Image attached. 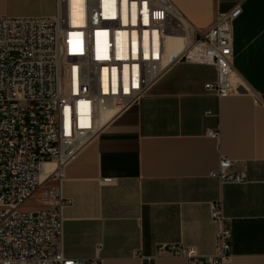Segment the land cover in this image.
I'll return each instance as SVG.
<instances>
[{
  "label": "crops",
  "instance_id": "crops-1",
  "mask_svg": "<svg viewBox=\"0 0 264 264\" xmlns=\"http://www.w3.org/2000/svg\"><path fill=\"white\" fill-rule=\"evenodd\" d=\"M171 1L199 32L218 11L241 5L232 29L233 65L260 101L207 91L205 84L216 79L212 65L172 64L62 167V192L69 200L63 254L142 264L161 244H181L213 255L219 226L210 208L221 201L232 232V256L223 264H264V0ZM55 3L0 0V16H51ZM222 157L232 160L231 172L245 171L248 181L210 176ZM156 264L189 263L164 254Z\"/></svg>",
  "mask_w": 264,
  "mask_h": 264
},
{
  "label": "built area",
  "instance_id": "built-area-1",
  "mask_svg": "<svg viewBox=\"0 0 264 264\" xmlns=\"http://www.w3.org/2000/svg\"><path fill=\"white\" fill-rule=\"evenodd\" d=\"M107 1L81 0L80 24L73 22L72 0H56L51 16H0V264H102L99 257L72 259L63 254L64 209L69 200L62 192V167L98 134L103 111L113 110L112 118L137 103L172 64L212 65L216 79L205 84L207 91L218 97L248 94L260 101L233 65L232 29L241 5L218 11L211 26L199 32L171 0ZM186 26L191 30L189 42L168 60L164 34H183ZM119 31L125 35L121 54L116 42ZM99 32L107 33L103 51L96 41ZM155 35L161 41L159 57L151 52ZM145 45L150 50L147 56ZM125 66L130 69L128 90ZM208 134L219 137L215 130ZM46 161H54L59 169L49 176L53 182L39 199L41 207L24 209L41 186ZM232 163L222 157L210 176L224 183L247 182L245 171H230ZM102 182L113 184L115 179ZM210 216L219 226L215 254L161 244L154 256L142 257V264H156L164 254L183 257L189 264L227 262L232 256V232L221 201L211 204Z\"/></svg>",
  "mask_w": 264,
  "mask_h": 264
},
{
  "label": "bare ground",
  "instance_id": "bare-ground-1",
  "mask_svg": "<svg viewBox=\"0 0 264 264\" xmlns=\"http://www.w3.org/2000/svg\"><path fill=\"white\" fill-rule=\"evenodd\" d=\"M108 3L111 2V0L107 1ZM73 8H72V17H73V22L75 24H80L81 21V0H72ZM123 16L124 18L126 17L125 15V8H123ZM187 27V26H186ZM188 29V30H187ZM187 32L183 34H178V33H173V34H164L163 39H164V44H165V55L168 57V60L173 58L175 55L179 54L182 52L186 44L190 40L191 36V30L190 28H186ZM106 35L107 33L105 32H99L97 33V45L99 47L100 51L104 50V43L106 42ZM133 41L134 44L136 43L135 36L133 35ZM116 42L118 46V53L121 54L123 48H125V35L122 31L117 32L116 35ZM161 42V41H160ZM159 39H156V35L154 37L153 41V48L152 54L154 56H158L160 54V48H159ZM145 43L147 44V36L145 35ZM135 46V45H134ZM136 47V46H135ZM133 48V55L136 53V48ZM145 56L148 55L149 46L145 45ZM129 67L125 66L123 70V76H124V87L126 90H128L129 85H130V71ZM103 81L106 83V71L103 70ZM113 86H115V72L113 73ZM132 83L136 86L137 85V67L133 66L132 67ZM113 110H105L103 111L101 115V120H100V126L104 125L112 116ZM59 169V165L56 164L54 161H46L43 164L42 171H41V185L42 183L47 180L50 176L51 173Z\"/></svg>",
  "mask_w": 264,
  "mask_h": 264
},
{
  "label": "rangeland",
  "instance_id": "rangeland-1",
  "mask_svg": "<svg viewBox=\"0 0 264 264\" xmlns=\"http://www.w3.org/2000/svg\"><path fill=\"white\" fill-rule=\"evenodd\" d=\"M55 12V9L52 10V14ZM53 182V178H49L47 182L37 190V192L34 194L33 199L27 201L24 205V209H37L41 206V202L39 201L40 197L43 195L45 190L48 188V186Z\"/></svg>",
  "mask_w": 264,
  "mask_h": 264
}]
</instances>
